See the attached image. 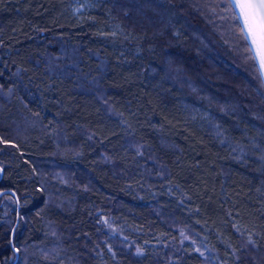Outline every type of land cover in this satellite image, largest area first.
<instances>
[{
    "label": "trees",
    "instance_id": "trees-1",
    "mask_svg": "<svg viewBox=\"0 0 264 264\" xmlns=\"http://www.w3.org/2000/svg\"><path fill=\"white\" fill-rule=\"evenodd\" d=\"M232 2L0 0V264H264Z\"/></svg>",
    "mask_w": 264,
    "mask_h": 264
},
{
    "label": "snow or ice",
    "instance_id": "snow-or-ice-1",
    "mask_svg": "<svg viewBox=\"0 0 264 264\" xmlns=\"http://www.w3.org/2000/svg\"><path fill=\"white\" fill-rule=\"evenodd\" d=\"M231 7L243 39L249 42V51L264 65V0H233Z\"/></svg>",
    "mask_w": 264,
    "mask_h": 264
},
{
    "label": "water",
    "instance_id": "water-1",
    "mask_svg": "<svg viewBox=\"0 0 264 264\" xmlns=\"http://www.w3.org/2000/svg\"><path fill=\"white\" fill-rule=\"evenodd\" d=\"M257 60H258L259 66H260V68H261V72H262V74H263V77H264V65H262V64L260 63L258 57H257Z\"/></svg>",
    "mask_w": 264,
    "mask_h": 264
}]
</instances>
